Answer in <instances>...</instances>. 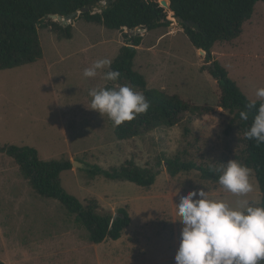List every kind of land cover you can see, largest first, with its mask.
<instances>
[{
	"label": "rangeland",
	"instance_id": "obj_1",
	"mask_svg": "<svg viewBox=\"0 0 264 264\" xmlns=\"http://www.w3.org/2000/svg\"><path fill=\"white\" fill-rule=\"evenodd\" d=\"M170 14L169 26L138 33L142 41L136 47L133 68L144 76L147 88L176 94L191 105L211 108L198 119L187 114L173 126L117 139L107 115L102 117L89 108L88 90L104 81L100 74L84 78L82 73L96 59L107 57L113 61L124 44L123 32L78 17L70 23L71 38L58 39L50 28H40L42 57L0 70V146H31L44 160L65 158L103 168L133 159L139 166L159 172L149 187L92 176L76 166L60 173L61 187L80 201L95 198L102 210L112 213L119 207L128 208L130 224L122 236L95 244L73 214L58 200L36 194L14 160L0 152V261L175 264L182 227L175 205L179 194L204 188L210 197L223 198L230 204L245 198L261 203L253 170L254 190L241 197L225 191L217 180L205 177L199 169L219 167L235 159L245 140L236 129L225 134L232 115L218 106L220 88L201 69L204 54L189 42ZM212 55L240 90L250 100L256 99V89L264 87L263 1L254 5L252 17L244 23L240 36L216 43ZM175 157L195 167L171 176L168 160Z\"/></svg>",
	"mask_w": 264,
	"mask_h": 264
},
{
	"label": "trees",
	"instance_id": "obj_2",
	"mask_svg": "<svg viewBox=\"0 0 264 264\" xmlns=\"http://www.w3.org/2000/svg\"><path fill=\"white\" fill-rule=\"evenodd\" d=\"M264 0H168L169 9L159 4V0H0V70L18 67L35 62L42 57L39 42V29L50 28L58 39L71 38V24L61 25L49 18L50 14L67 16L81 8L89 7L77 17L86 22L123 32L124 44L112 61V69L121 73L115 81L127 83L140 89L150 102L149 109L135 119L114 126L117 139H129L143 132L162 126H173L187 114L194 119L207 114L211 108L191 105L178 95H167L159 90L147 88L142 74L134 70L133 61L137 46L142 36L124 32L125 28L134 31L137 28L153 30L169 26L167 14L173 17L187 36L189 42L197 49L205 51L204 65L219 88L218 106L232 116L225 134L236 129L243 136L252 123L257 109L247 108L250 99L240 90L228 75L226 68L213 57L212 48L216 43L230 42L242 33L245 22L252 17L254 5ZM172 14V13H171ZM170 14L169 18H172ZM258 106V105H257ZM246 110L247 121L240 120L239 112ZM109 119V118H108ZM110 123L113 122L109 119ZM0 152L6 153L16 163L21 176L28 182L34 192L41 197L53 198L75 216L88 232L91 243L119 239L130 224L127 207H119L115 213L101 209L95 198L80 201L67 193L60 185L59 175L70 170L73 162L69 159L44 160L31 146L8 144L0 146ZM235 159L245 164L255 174L264 205V144L257 145L253 140H245L244 148ZM82 163V162H81ZM90 175H101L109 180L129 181L136 185L149 187L158 175L153 167H141L133 159L126 160L119 166L103 168L95 164H86ZM194 164L181 161L178 157L168 160V173L176 175L181 170H190ZM214 168H199L205 177L218 181ZM116 217L113 218V215ZM0 264H5L0 261ZM264 264V262H262Z\"/></svg>",
	"mask_w": 264,
	"mask_h": 264
},
{
	"label": "clouds",
	"instance_id": "obj_3",
	"mask_svg": "<svg viewBox=\"0 0 264 264\" xmlns=\"http://www.w3.org/2000/svg\"><path fill=\"white\" fill-rule=\"evenodd\" d=\"M107 0H105V3ZM112 60L96 59L83 70L84 78L100 74L103 85L90 88V109L120 126L145 113L150 102L143 92L129 84L110 85L121 73L111 67ZM256 99L247 108H256V115L244 133L245 140L264 144V87L255 91ZM258 105V106H257ZM247 121L246 110L239 112ZM218 173V184L227 192L246 197L253 192L251 169L236 159H229L212 169ZM179 193V189L176 190ZM180 217V239L175 252V264H262L264 262V205L247 198L228 203L220 197H210L204 188L179 194L175 203Z\"/></svg>",
	"mask_w": 264,
	"mask_h": 264
},
{
	"label": "water",
	"instance_id": "obj_4",
	"mask_svg": "<svg viewBox=\"0 0 264 264\" xmlns=\"http://www.w3.org/2000/svg\"><path fill=\"white\" fill-rule=\"evenodd\" d=\"M159 4L164 7V8H167L169 9V2L168 0H159ZM89 11V7H84V8H81L79 11L77 12H73L67 16H62V15H59V14H50L49 15V18L52 20V21H57L59 22L61 25H69L72 21L73 18L77 17L80 13L82 12H88ZM173 14V12H172ZM141 30H146L144 28H137L135 29V31H132L130 30L129 28H125V31L126 32H129V33H134V34H138ZM199 52L201 54H206L204 50L202 49H199ZM73 166H76L77 168H86L87 166H85L83 163H80V162H76L74 161L73 162ZM116 217V214L113 215V218Z\"/></svg>",
	"mask_w": 264,
	"mask_h": 264
}]
</instances>
